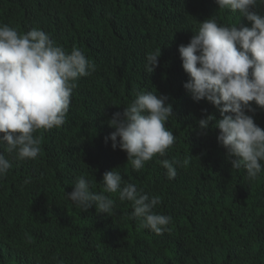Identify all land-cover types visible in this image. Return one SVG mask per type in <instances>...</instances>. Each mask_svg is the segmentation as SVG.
<instances>
[{
  "label": "trees",
  "instance_id": "trees-1",
  "mask_svg": "<svg viewBox=\"0 0 264 264\" xmlns=\"http://www.w3.org/2000/svg\"><path fill=\"white\" fill-rule=\"evenodd\" d=\"M255 11L264 15V0ZM209 17L248 23L216 0H0V24L21 34L39 28L95 64L76 81L65 123L34 134L38 157L13 159L0 178V264H264V170L249 180L245 169L232 168L219 129L198 126L207 115L220 119L218 109L184 88L189 77L178 47ZM160 50L149 73L146 58ZM141 91L168 97L174 115L165 127L175 143L134 171L126 152L105 138L114 131L112 114H122ZM250 103L264 129V109ZM162 159L178 162L174 179ZM111 170L160 198L154 211L172 218L162 235L143 228L118 194L105 193L114 200L111 216L67 198L81 175L103 192Z\"/></svg>",
  "mask_w": 264,
  "mask_h": 264
},
{
  "label": "clouds",
  "instance_id": "clouds-1",
  "mask_svg": "<svg viewBox=\"0 0 264 264\" xmlns=\"http://www.w3.org/2000/svg\"><path fill=\"white\" fill-rule=\"evenodd\" d=\"M258 0H216L219 8L238 12L248 22L227 26L209 17L199 24L188 44L178 47L182 68L189 79L184 88L196 102L215 106L220 119L207 115L198 121L202 131L211 125L219 129L217 141L233 169H245L249 180L264 170V129L254 121L256 109H264V15L255 11ZM159 53L147 56L146 70L158 66ZM95 64L78 48L66 51L39 28L26 33L0 24V178L12 167V160H35L40 153L38 130L61 127L69 112L73 90L80 77L90 76ZM168 97L152 91L138 92L123 113L108 120L113 128L105 142L113 150L126 152L134 171L144 168L155 156H165L175 136L165 124L173 116ZM7 152L8 156L4 153ZM11 157V159L9 158ZM166 177L177 175V161L162 159ZM28 181H25L27 183ZM103 192L91 190V181L81 175L66 193L83 211L95 206L98 214L111 216L118 194L132 204L131 215L141 226L162 235L171 217L154 211L158 196H150L123 180L118 171L103 174Z\"/></svg>",
  "mask_w": 264,
  "mask_h": 264
}]
</instances>
